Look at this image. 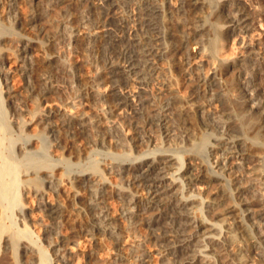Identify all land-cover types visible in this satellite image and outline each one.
I'll list each match as a JSON object with an SVG mask.
<instances>
[{
	"label": "bare ground",
	"instance_id": "obj_1",
	"mask_svg": "<svg viewBox=\"0 0 264 264\" xmlns=\"http://www.w3.org/2000/svg\"><path fill=\"white\" fill-rule=\"evenodd\" d=\"M42 1L0 0V62L11 58L5 47L10 38L6 32L22 34L27 26L37 23L43 15ZM53 1L66 3L60 31L41 28L44 43L18 37V48L10 53L23 61L30 92L48 100L52 93H64V87L57 83L59 64L54 47L64 28H71V43L78 56L69 65L77 84L75 102L95 111L90 118H82L48 109L43 122L53 138V148L67 155L64 160L70 162L82 156L87 143L105 144L102 134L108 127L99 111L101 105L108 120L113 124L120 121L133 131L127 142L134 155L121 149L117 151L119 162L106 157L109 161L102 160L90 171L69 177L58 170L60 164H37L28 172L31 177L20 179L18 164L4 157L0 136V255L9 245L15 246L16 239L26 238L29 241L25 240L22 248L40 254L37 260H26L27 264H52L48 251L31 237L32 233L40 237L39 231L16 230L6 223L7 204L18 201L16 192L22 187L25 198L30 194L38 197L40 210L52 221L46 233L60 251L54 254L60 264H76L80 255L90 259L97 256L100 264H264V173L253 164V151L260 147L258 140L264 132V91L257 82L258 68L242 78L244 63L234 60L219 62L206 74L196 60L202 53L215 57L206 39L212 49L220 44L216 46V38L208 36L255 29L249 4L244 0L215 7L207 0H179L174 6L168 0ZM23 4L30 7V15H18ZM207 9L222 21L221 26L211 22V13L206 18ZM7 12H15V29L3 23ZM37 49L40 52L36 53ZM84 52L92 57L89 65L80 57L85 59ZM238 67L241 73L233 72V80L239 84L241 95L227 103L222 93L225 77ZM173 76L187 80L191 87L188 96L173 91L169 81ZM237 104L248 108L247 115L253 112L250 123L244 121L256 131L252 137L246 135V126L234 125L238 117L231 105L235 108ZM257 108L262 111L254 113ZM206 127H212L216 134L205 160L198 157L194 146L205 143L208 134L199 136L202 142H196L198 136H194L197 128L206 131ZM177 137L192 144L185 149L193 156L189 165L185 155L179 156L172 146ZM157 138L161 146L145 152L136 150ZM156 151L164 153L148 156ZM174 163L179 166L173 173L175 179L169 180L166 174L171 173ZM111 176H118L120 186ZM197 185H205L208 195L196 193ZM179 191L191 195L179 196ZM119 201L124 202L125 210L116 213L114 204ZM124 218L130 225L123 224ZM132 234L140 238L130 240ZM84 240L91 241L97 250L84 252ZM5 258H0V264Z\"/></svg>",
	"mask_w": 264,
	"mask_h": 264
},
{
	"label": "rangeland",
	"instance_id": "obj_2",
	"mask_svg": "<svg viewBox=\"0 0 264 264\" xmlns=\"http://www.w3.org/2000/svg\"><path fill=\"white\" fill-rule=\"evenodd\" d=\"M168 1L171 3L172 6L177 5V3L179 2V0H168ZM207 1L210 2L213 7L219 5L220 3H227V4L231 3L230 0H207ZM244 2H247L251 8L250 9L251 19L253 17L256 19L255 29H251L246 33L237 32V33H231L228 35L227 34L226 35L217 34V36L215 35L208 36L211 39L214 37L216 38V39L214 38L215 45L220 44V46L216 45L217 49H212L211 48L212 45L209 44L210 41H207L206 39V42H208L207 46L209 45L208 47L209 52L211 51L213 53L215 52V57H213L212 59V56L207 55V53H202L197 57L196 60H198L197 62L202 65V68L204 69V72L206 74L211 73V71L215 69V66H217L219 62L227 63V62H234V60L244 63V67H242L244 71L241 74L242 78H248L249 76L253 75L252 72L256 71V69L258 68L256 71L258 73L257 82L259 84V87L262 89V91H264V0H261V1L244 0ZM27 6L26 4L21 5V7L18 8V15L25 14V13L27 15H30L29 14L30 7H27ZM65 6H66V3L56 4L54 3L53 0H43L41 2V7L43 8V9L41 8V11H43L42 12L43 15L41 16V19L37 23L27 26L26 29L21 31L22 34L9 32V31L6 32V34L10 35L9 36L10 38L5 43V47L8 51L7 53L8 57H11V58L9 59L10 61L5 60L6 62L5 61L3 63L0 62V77L2 78V85L0 88V133H1L0 136L2 137L3 142H4V147H3V152L5 151L4 157L6 160L8 161L10 160V162L15 161L16 164H18L19 174L21 176L20 179L31 177L32 175L30 174L31 170L37 164L40 166H45L48 164H50L51 166L53 164H60L61 168L58 170L62 171L66 176L69 177V176H73L76 172H86V170L90 171V168L93 165L99 166L102 160L103 161L105 159L108 160L106 157L110 158V161H113V159H115V162H119L121 159H119L120 157L117 151L122 152L121 149H123V151L127 149V151L130 152L129 154H131L132 152V154L129 155L131 157L134 155L133 151L130 150V145L127 142L128 137H130L133 134V131L126 124L122 122L120 123V121L117 124H113L111 120H108L107 114L103 111V108H101L100 104H99L100 114L104 117L107 127H108V129L106 130L107 132L102 134L105 140V144L94 142L95 144L93 143V145H91L90 143H87L88 146L84 148V150L82 151V156L80 158L76 156L75 158L76 160H71L70 162H66L64 160L67 157V155L65 156V154L64 155L61 154L62 152L59 149L57 148L54 149L52 146L53 138L49 135L50 133H49V129H47L46 127V123L43 122V118L45 116L44 113L48 109L52 107L57 108L64 113L80 115L82 116V118L83 117L90 118L93 115L92 113L95 111V108H93L92 106H83L75 102L76 99L74 97L76 95L75 91L77 90L76 89L77 84H75V79H74V74H73L74 71L69 65L71 63V59L77 58L78 56L74 52L75 51L74 47H72L73 46V44L71 43L72 36H71V32L69 31L71 30V28L68 26L64 28L63 35L57 40L58 42H56V45L54 47V52L58 56V64H59V67L57 68V74H58L57 83H58V86L64 87L63 88L64 93H60V92L52 93L50 95L51 97H49L48 100H42V98L30 92L28 85H27V81L29 80V77L27 76L26 70L23 67L24 65L23 61L21 59L15 60V58L12 57L10 53H12L14 49L16 50L18 48V45H17L18 37L25 36L26 39H32V40H36V41L44 43L45 40L42 38V35L39 34L41 28L59 32L62 27L63 20L65 18L64 17V10L66 8ZM20 11L21 12L23 11L24 13L23 12L21 13ZM25 11H28V12H25ZM211 11L208 10L206 12V18L209 19V16L207 13H209V15L211 13V16H210L211 22H215V23H218V25H220L222 21L220 19H217L216 16L212 15ZM4 16L2 17V20L6 19V20H3V23L6 24L5 26L9 27L10 30L15 29L13 27V22H14L13 20H14V17L16 16L15 12H7L5 18ZM82 33H87V31L83 30ZM14 36L16 37L14 38ZM204 37H207V35ZM41 38L43 39V41ZM217 39H219L218 40L219 43H217ZM218 49H220V51ZM35 52L38 53L40 51L37 49L35 50ZM86 54L87 53H85V55ZM88 56L89 55L87 54V56L85 57L87 61L84 59V57H82V55L80 56L81 59L83 58L82 61L85 65L90 64L89 60H91L90 58L92 57L91 56L88 57ZM251 57H254V59L256 60H251ZM239 70L241 71V67H238L236 70L231 71L225 77V86L222 89V93H223V96L226 98L227 103H230V101L234 102L236 96L237 98H239V95H241L239 84L233 80L234 74L239 75L241 73ZM173 78L170 79L169 77V81H170V84H172L171 88L173 89V91L179 94L180 96H183V97L188 96L191 93V87H190V84L187 82V80L181 79L179 81V78L175 76H173ZM65 85L67 87H65ZM104 89L105 87L101 91H103ZM33 100H36V101H33ZM220 103L222 102H219V104ZM237 106L234 108L231 105L232 110L236 109L234 112L238 117L234 125L237 123L235 126H237L238 128H239V125H241L242 127L246 126L245 127L246 133H247L246 135L249 137L254 136L256 131L255 130L253 131V129L249 127L250 126L249 123L251 121L250 119H252L253 112L251 115L250 114L247 115L248 108L243 109L238 104ZM15 108H17V110L14 116L13 110ZM237 108L238 109L241 108L239 109L240 112L238 111ZM257 111L261 112L262 108H257V110L254 111V113ZM241 112L242 114H240ZM120 117L121 116H118L117 119H120ZM41 118H42V121L41 120L37 121L38 119H41ZM245 119H247L249 123L244 122L246 121ZM114 125H116L117 128ZM88 129H89V133L93 134L92 128L90 127ZM200 129L201 128L196 129L197 134L194 136V137L198 136V138L196 137V142L198 141L202 142L203 140L199 138V136L201 137L205 135L206 133L208 134L206 135L208 136V140L206 142L204 141L205 143H199L198 145L194 146V151L196 152V154H198L199 158L206 160L208 159L209 144L212 141H214L212 136L215 135L216 133L215 132L212 133L213 131L212 127L211 128L206 127V131L202 129L200 130ZM234 133H237V131L235 130ZM262 134H263L262 137L258 140L260 147L255 148L253 151L255 155L254 156L255 160L253 164L256 168H259L262 173H264V146H263L264 145V132H262ZM30 140H32L34 144H29ZM172 142H173V145H172L173 148L174 147L176 148V151L179 154V156L185 155L184 157L186 159V163L187 165H189L190 162H192L193 156L192 155L190 156L189 153H185V149L192 148L191 142L189 141L187 142L183 140L181 137L174 138ZM117 143L120 144L122 148L120 146L118 147L116 145ZM161 144H162L161 140L160 139L158 140L157 138L149 144L145 143L143 146H141L142 148L141 147L136 148V150L139 149L142 152L143 151L145 152L146 150L154 149V147L157 145L161 146ZM122 145H124L125 147H123ZM23 146L27 147V149L21 150L20 148ZM163 153L164 151H156L155 153H150L148 156L154 157L155 154L158 156ZM173 166L174 167L170 169L171 173L166 174L169 180L175 179V176L173 175V173L177 171V166L179 165L178 163H174ZM111 179L113 183L120 186L121 181L118 178V176H111ZM244 179L245 180L247 179L246 181H249L247 176H245ZM248 184L252 186L254 189V185L252 182L249 181ZM230 186L233 187V185H230ZM23 191L24 190L22 187L18 188L16 192V194L18 193L16 195L18 197V201L11 203V204H9L7 201V203L9 204V205L7 204L8 206L7 216H9V218L6 217V221H7L6 223L8 225L13 224L14 225L13 227L15 229L17 228L16 230L28 228L31 232L34 230L39 231L40 237L37 235V233H32L31 234L32 239L37 240L38 243L43 245V247L48 251L51 257L50 262H52V264H60L55 258L56 255H54V254L59 255L60 251L57 250V247L54 246L51 241L49 242L50 239L47 238L48 234L46 233L47 228L50 225H52V221L48 219L45 216L44 212L40 210L38 197H35L33 194H30L28 198H25ZM208 191L209 189L205 185H197L196 187V193H202L204 197L208 195L207 193ZM183 195L190 196L191 194H188V191L187 193L185 192V194L179 191V196H183ZM21 198L22 199L24 198L23 199L24 201ZM19 200L21 203L19 202ZM23 203H25V205ZM114 206H115L114 209L117 210L116 213H121L122 211L125 210V204L122 201L115 203ZM124 219L125 220H123V224L130 225L129 219H126V218ZM33 221H35L34 223L35 225H32ZM143 232L145 233V231ZM132 235L133 236L130 237L131 238L130 240H137L138 238H140L136 234H132ZM25 240L29 241L26 238L16 239L15 246L9 245L5 249V251L3 252L4 255L1 254L4 257L3 256L1 257L0 255L1 259L6 257L5 259H3L5 262L4 264H27L29 260L39 259L40 254L37 253L36 251H33L32 248H27V249L22 248V243H25ZM82 248L83 250H85L84 252H89V251L94 252L97 250L95 249V247H93L92 242L87 241V240L83 241ZM92 248H94L93 251H92ZM80 257H77L76 264H80V263L81 264H92V263L100 264L101 263V259L97 256H96L97 258L92 257V259L81 256V255ZM103 257H105V255H103Z\"/></svg>",
	"mask_w": 264,
	"mask_h": 264
}]
</instances>
